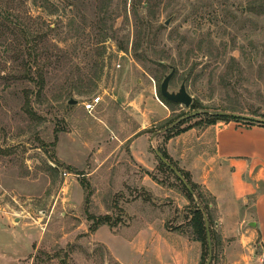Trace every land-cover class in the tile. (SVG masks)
Masks as SVG:
<instances>
[{
    "label": "rangeland",
    "instance_id": "1",
    "mask_svg": "<svg viewBox=\"0 0 264 264\" xmlns=\"http://www.w3.org/2000/svg\"><path fill=\"white\" fill-rule=\"evenodd\" d=\"M174 64L172 91L195 65L188 108L159 96ZM219 112L264 114V0H0V264H201L190 219L207 203L210 264L259 261L260 237L241 252L216 198L200 185L190 201L156 154L168 130ZM91 216L109 224L92 231Z\"/></svg>",
    "mask_w": 264,
    "mask_h": 264
},
{
    "label": "crops",
    "instance_id": "2",
    "mask_svg": "<svg viewBox=\"0 0 264 264\" xmlns=\"http://www.w3.org/2000/svg\"><path fill=\"white\" fill-rule=\"evenodd\" d=\"M141 138L147 142L145 148L137 143ZM147 147L145 135L134 138L135 160L149 166ZM165 148L193 182L216 198L223 237L239 238L234 246L242 252L241 243L247 244L257 236L264 249V126L218 121L170 138ZM141 180V187L164 192L148 175ZM263 256H257L259 261L249 256L244 264H264Z\"/></svg>",
    "mask_w": 264,
    "mask_h": 264
},
{
    "label": "trees",
    "instance_id": "3",
    "mask_svg": "<svg viewBox=\"0 0 264 264\" xmlns=\"http://www.w3.org/2000/svg\"><path fill=\"white\" fill-rule=\"evenodd\" d=\"M142 34V36L145 38L148 37V34L146 32H140ZM142 37V38H143ZM134 51L136 54V57L139 58L140 57V53H146L147 50H145L141 44H136L134 47ZM159 62V61H158ZM161 66L166 68V63L161 62ZM171 68H175V74L171 80V82H173V80L176 77L177 71H178V67L174 64V66H172ZM195 69V65H193L190 69L188 74H185L182 78V81L188 82L191 78L190 73ZM167 74H165L163 76V79L166 77ZM171 84V83H170ZM44 85V83H42V86ZM159 96L162 99V101L168 106V107H172L174 106L176 103L170 102L167 99H165L160 92V87H159ZM193 104V103H192ZM233 112V111H231ZM260 118H264V114L263 115H259L257 113H253L250 116L249 115H235V114H229L226 112H219L216 113L214 115H212L210 118H208L206 121L202 122H198L196 123V125H189L187 127H177L174 126L172 129L168 130L167 132L169 133V135L166 136V140H169L170 138L180 135L184 132H187L188 130L194 128L195 126H200L202 124H206V125H212L217 123L218 121H244L247 125H261L264 126V123L259 122L257 119ZM167 133V134H168ZM159 152L164 156V158L166 160H168V162L174 166L181 174L182 176L185 178L186 182L188 183V185L190 186V189H188L186 187V185L180 180V178L178 176L175 175L174 171L168 167L165 163L162 164L169 170L171 171L177 178V180L182 184L186 194H187V198L190 201H195V199H197V197L199 198H203L204 194L203 191L201 190V187L199 184L195 183L192 181L190 174L186 171H184L183 169L179 168L174 162L173 160L170 158V156L167 154L166 150L164 149H159ZM196 193H198V195H196ZM214 199V197H213ZM215 200V199H214ZM210 204L207 203L206 206H201V205H196L195 206V210L192 213V217L190 219V226L192 228L193 231V235H194V239L198 242L201 243L202 249H203V253L201 256V264H205L209 258V256L211 255L212 258H215V246L217 244L218 241V237L216 236L217 234H215V231L213 230V226H215L216 222L213 219V216L210 213ZM205 216L207 217L208 220V225H209V232H210V238H211V247H209V242H208V231H207V227H206V220H205ZM91 220H92V226H91V230L92 231H96L100 226L104 225V224H109V220L108 217H103V218H96V217H92L91 216Z\"/></svg>",
    "mask_w": 264,
    "mask_h": 264
},
{
    "label": "water",
    "instance_id": "4",
    "mask_svg": "<svg viewBox=\"0 0 264 264\" xmlns=\"http://www.w3.org/2000/svg\"><path fill=\"white\" fill-rule=\"evenodd\" d=\"M169 24V21L167 22ZM175 74V68H171V71L166 75V77L162 80L161 85H160V92L161 95L167 99L170 102L184 105L185 107H190L193 103V97L192 95L188 92L186 82L183 81L180 85V88L177 91H172L170 90V83ZM78 101L76 99H70L69 104L75 105L77 104ZM259 122L264 123V118L257 119ZM156 154L158 155L159 159L165 163L168 167H170L174 173L180 178V180L186 185L188 189H190V186L186 182L185 178L182 176V174L174 167L172 166L168 160L164 158V156L159 152L156 151ZM206 220V227H207V233H208V242H209V247H211V238H210V232H209V225H208V220L207 217L205 216ZM212 261V256L210 255L206 264H210Z\"/></svg>",
    "mask_w": 264,
    "mask_h": 264
},
{
    "label": "built area",
    "instance_id": "5",
    "mask_svg": "<svg viewBox=\"0 0 264 264\" xmlns=\"http://www.w3.org/2000/svg\"><path fill=\"white\" fill-rule=\"evenodd\" d=\"M100 102H101V97L98 96V97H96V98L84 103V106H85L87 111L91 112V111L95 110L98 107Z\"/></svg>",
    "mask_w": 264,
    "mask_h": 264
}]
</instances>
